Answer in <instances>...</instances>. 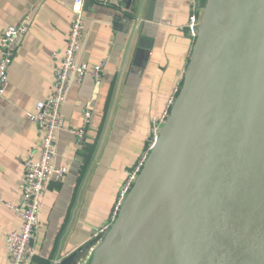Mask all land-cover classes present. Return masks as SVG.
Listing matches in <instances>:
<instances>
[{
  "label": "crops",
  "instance_id": "1",
  "mask_svg": "<svg viewBox=\"0 0 264 264\" xmlns=\"http://www.w3.org/2000/svg\"><path fill=\"white\" fill-rule=\"evenodd\" d=\"M75 0H0V35L29 19V28L8 70L0 99V264H7L5 234L19 230L8 206L21 200L24 161L37 158L42 134L27 114L47 97L65 48ZM207 0H85L78 61L105 62L97 85L86 76L66 91L56 163L65 177L51 180L39 213L30 264H74L73 253L105 225L128 173L143 154L151 120L181 86L193 49L185 28ZM200 20V19H199ZM53 53H56L54 55ZM81 141L70 128L83 127ZM76 253V252H75Z\"/></svg>",
  "mask_w": 264,
  "mask_h": 264
},
{
  "label": "water",
  "instance_id": "2",
  "mask_svg": "<svg viewBox=\"0 0 264 264\" xmlns=\"http://www.w3.org/2000/svg\"><path fill=\"white\" fill-rule=\"evenodd\" d=\"M125 246L124 264H264V0H207L180 92L90 264Z\"/></svg>",
  "mask_w": 264,
  "mask_h": 264
},
{
  "label": "built area",
  "instance_id": "3",
  "mask_svg": "<svg viewBox=\"0 0 264 264\" xmlns=\"http://www.w3.org/2000/svg\"><path fill=\"white\" fill-rule=\"evenodd\" d=\"M117 1L120 4L125 2V0ZM84 3L85 0H75L73 2L71 8L73 17L66 35L65 48L62 51L59 65L55 68L51 89L45 99L37 101L34 114H27L40 130L42 140L38 146L37 158L28 157L24 161L20 202L16 205L8 204L9 208L20 218L21 226L19 230L8 231L5 234L7 264H30L35 255V241L39 229L38 217L47 185L51 180L60 182L65 177V167L56 163V144L58 134L63 129L65 120L62 108L65 104L67 88L71 83L79 84L86 76L92 77L95 84L98 85L105 68V62L103 61L88 67L77 59L81 49ZM199 22L198 15L193 10L185 26L189 37L193 40V44L197 37ZM29 25V19H25L19 25L7 26L0 35V99L5 95L8 87L9 67L16 54L18 45L28 31ZM53 54L56 55V53ZM180 89L181 86H176L173 89L163 113L151 120L150 136L145 150L136 165L128 173L118 193L108 222L92 238L103 235L109 224L116 219L123 201L142 170L153 143L161 133ZM89 119L90 110L85 109L83 112V127L70 128L68 132L78 141H81ZM1 203L2 200L0 198ZM87 244L78 247L79 249L75 251L76 253H73L74 264H87L90 255L89 253L87 254L86 249H83Z\"/></svg>",
  "mask_w": 264,
  "mask_h": 264
},
{
  "label": "rangeland",
  "instance_id": "4",
  "mask_svg": "<svg viewBox=\"0 0 264 264\" xmlns=\"http://www.w3.org/2000/svg\"><path fill=\"white\" fill-rule=\"evenodd\" d=\"M201 19V16L200 18ZM139 175V174H138ZM125 201V200H124ZM123 201V203H124ZM122 203V205H123ZM114 222V221H113ZM113 222H111L109 224V227L104 231L103 235H99L95 238H93L83 249H86L87 250V254L89 253V259L87 261V264H90L94 254L97 252V250L99 249V247L102 245L103 243V240L105 239V236L106 234L108 233V231L110 230L111 228V225L113 224ZM90 248V249H89ZM82 251V250H81ZM91 253V254H90Z\"/></svg>",
  "mask_w": 264,
  "mask_h": 264
},
{
  "label": "bare ground",
  "instance_id": "5",
  "mask_svg": "<svg viewBox=\"0 0 264 264\" xmlns=\"http://www.w3.org/2000/svg\"><path fill=\"white\" fill-rule=\"evenodd\" d=\"M126 247L127 246L123 247L122 250L118 253L115 259L116 262H114L113 264H124L126 259H128L129 255L125 252Z\"/></svg>",
  "mask_w": 264,
  "mask_h": 264
}]
</instances>
